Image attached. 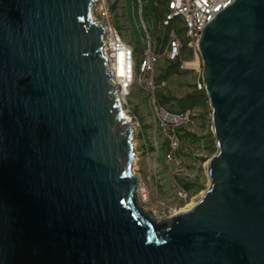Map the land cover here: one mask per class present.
I'll use <instances>...</instances> for the list:
<instances>
[{"label":"water","instance_id":"1","mask_svg":"<svg viewBox=\"0 0 264 264\" xmlns=\"http://www.w3.org/2000/svg\"><path fill=\"white\" fill-rule=\"evenodd\" d=\"M92 7L0 0V183L22 204L36 259L264 264V0H232L201 32L209 186L160 220L138 198L133 118ZM1 247L0 264H19Z\"/></svg>","mask_w":264,"mask_h":264},{"label":"rangeland","instance_id":"2","mask_svg":"<svg viewBox=\"0 0 264 264\" xmlns=\"http://www.w3.org/2000/svg\"><path fill=\"white\" fill-rule=\"evenodd\" d=\"M109 9V20L117 23L123 40L132 45L135 50L136 64L142 56L145 48L143 41L144 31L139 27L141 20L137 0H105ZM157 2V5H154ZM115 4V11L111 10V4ZM158 6V10L156 7ZM164 4L157 0H144L143 16L157 24ZM125 14V17H124ZM174 26L181 27V21L175 20ZM183 34V29L180 28ZM153 35L162 34L161 29L153 28ZM183 58H189V50H184ZM202 61V60H201ZM168 61L161 59L154 70V80L161 85L157 91V97L162 94L166 99L167 108L177 107L178 100L196 89L197 74L190 69L174 70L166 79H160L159 74L164 70ZM202 64V63H201ZM204 90V89H203ZM148 91L134 86L129 94L128 102L132 114L139 120L140 127L145 124V136L137 137L134 131L133 147L135 159L133 170L139 177V182L148 188L146 200H140L141 205L147 209L156 219L160 220L169 211L180 210L187 203H196L209 186L207 175V161L216 151L215 137L212 133L211 107L208 99L197 101L189 109L194 113L191 122L185 125L180 132V148L174 160L165 158L166 138L157 128L156 123L149 113ZM134 106L136 108L133 111ZM184 182L194 185L189 191L191 198L187 202L179 200L176 196L178 185ZM141 199V198H140Z\"/></svg>","mask_w":264,"mask_h":264},{"label":"built area","instance_id":"3","mask_svg":"<svg viewBox=\"0 0 264 264\" xmlns=\"http://www.w3.org/2000/svg\"><path fill=\"white\" fill-rule=\"evenodd\" d=\"M231 1L169 0L157 26L151 19L144 18V0H137L141 20L139 27L145 33L143 41L146 46L136 64L134 47L123 40L121 33L110 22L106 1L93 0L91 15L104 27L101 37L102 53L113 75V81L119 87L118 97L123 111L129 119L133 118L132 126L134 131H137L140 123L132 114L128 97L134 86L148 91V110L157 128L166 138L165 158L169 161L175 159L180 148L181 129L191 122L194 113L190 109L181 112L171 111L159 101L156 91L165 82L162 81L161 84L155 82L153 77L155 65L163 58L168 62L178 61L181 69H190L197 74L195 87L197 90H203L202 61L198 52V40L208 21ZM175 20L181 21L180 28L183 29V34L180 33V28L174 26ZM153 28L161 29L162 34L153 35L151 33ZM185 47L191 53L190 58H183L182 53ZM137 194L139 200H146L148 188L139 182ZM176 196L183 202L191 198L190 192L181 185L176 188ZM176 211L178 210L169 211L164 217H170ZM150 214L153 216V213Z\"/></svg>","mask_w":264,"mask_h":264},{"label":"flooded vegetation","instance_id":"4","mask_svg":"<svg viewBox=\"0 0 264 264\" xmlns=\"http://www.w3.org/2000/svg\"><path fill=\"white\" fill-rule=\"evenodd\" d=\"M21 205L19 199H13L8 186L0 183L1 249L18 260L19 264H48L37 260V256L32 253L33 244L25 235L29 225L25 221L27 218Z\"/></svg>","mask_w":264,"mask_h":264},{"label":"trees","instance_id":"5","mask_svg":"<svg viewBox=\"0 0 264 264\" xmlns=\"http://www.w3.org/2000/svg\"><path fill=\"white\" fill-rule=\"evenodd\" d=\"M168 1L169 0H162L161 3H163L165 5ZM110 7H111L112 11H115L116 6L114 3L111 4ZM155 7H156V10L159 9L158 6H155ZM164 12H165V7L163 8L162 12L158 13V15L160 17H162ZM114 25L118 29V31L120 32V28L117 25V23L114 22ZM184 50H186V47L183 49V52H184ZM178 69H181L179 67L178 61L168 62L166 67L164 68V70L159 74V78L160 79H166L174 70H178ZM158 99L162 104H165L167 101V99L162 94L159 95ZM207 99L208 98H207V95H206L204 90L195 89L194 92H191L190 94H187L184 98L179 99L177 107H171L168 109L171 111H175V112H181V111L189 109V106H193L195 102L206 101ZM214 152H215V150L213 151V153ZM183 187L185 189H187L188 191H190L194 187V185L191 183H188V182H184Z\"/></svg>","mask_w":264,"mask_h":264},{"label":"crops","instance_id":"6","mask_svg":"<svg viewBox=\"0 0 264 264\" xmlns=\"http://www.w3.org/2000/svg\"><path fill=\"white\" fill-rule=\"evenodd\" d=\"M157 1H162V0H157ZM154 5H157V2L154 4ZM166 5H167V3L165 4V9H166ZM124 17H125V14H124ZM162 17H160L159 18V20L161 19ZM159 20L157 21V26H158V22H159ZM190 55H189V58H190V56H191V53H189ZM135 110H136V108H135V106H134V109H133V111L135 112ZM145 124H142V126H141V128L137 131V137L138 138H143L144 136H145Z\"/></svg>","mask_w":264,"mask_h":264},{"label":"bare ground","instance_id":"7","mask_svg":"<svg viewBox=\"0 0 264 264\" xmlns=\"http://www.w3.org/2000/svg\"><path fill=\"white\" fill-rule=\"evenodd\" d=\"M194 205H195V203H187V204L185 205V207L181 208L179 211H176V213H178V212H182V211H187V210H189L190 208H192ZM176 213H175V214H176ZM157 220H158V219H157Z\"/></svg>","mask_w":264,"mask_h":264}]
</instances>
